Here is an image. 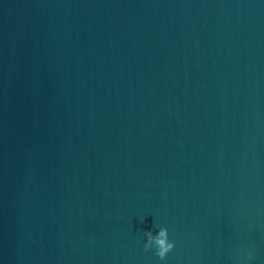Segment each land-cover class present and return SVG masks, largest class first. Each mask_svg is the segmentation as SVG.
I'll return each mask as SVG.
<instances>
[{
    "label": "water",
    "instance_id": "95a60500",
    "mask_svg": "<svg viewBox=\"0 0 264 264\" xmlns=\"http://www.w3.org/2000/svg\"><path fill=\"white\" fill-rule=\"evenodd\" d=\"M0 264H264V0H0Z\"/></svg>",
    "mask_w": 264,
    "mask_h": 264
},
{
    "label": "clouds",
    "instance_id": "9594fccd",
    "mask_svg": "<svg viewBox=\"0 0 264 264\" xmlns=\"http://www.w3.org/2000/svg\"><path fill=\"white\" fill-rule=\"evenodd\" d=\"M143 246L145 249L153 250L160 261H164L167 254L174 248L175 241L168 237L167 226H162L156 233L149 228L144 231ZM245 255L247 259H250L254 252L249 249Z\"/></svg>",
    "mask_w": 264,
    "mask_h": 264
}]
</instances>
